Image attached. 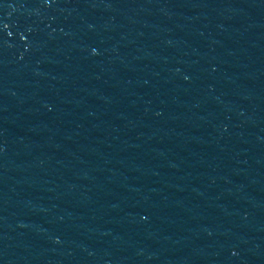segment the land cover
I'll return each mask as SVG.
<instances>
[{"label": "water", "instance_id": "water-1", "mask_svg": "<svg viewBox=\"0 0 264 264\" xmlns=\"http://www.w3.org/2000/svg\"><path fill=\"white\" fill-rule=\"evenodd\" d=\"M0 264H264V0H0Z\"/></svg>", "mask_w": 264, "mask_h": 264}]
</instances>
